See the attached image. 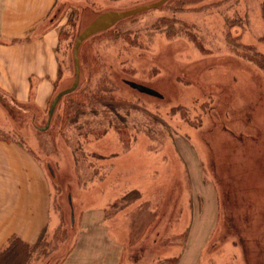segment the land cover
<instances>
[{"label": "rangeland", "instance_id": "1", "mask_svg": "<svg viewBox=\"0 0 264 264\" xmlns=\"http://www.w3.org/2000/svg\"><path fill=\"white\" fill-rule=\"evenodd\" d=\"M157 1L60 0L43 80L24 102L0 88V217L61 232L32 264H264V0H169L87 39L41 130L78 35Z\"/></svg>", "mask_w": 264, "mask_h": 264}, {"label": "crops", "instance_id": "2", "mask_svg": "<svg viewBox=\"0 0 264 264\" xmlns=\"http://www.w3.org/2000/svg\"><path fill=\"white\" fill-rule=\"evenodd\" d=\"M59 1L60 0H0V45L7 44L11 46V53H9L6 58L1 57L4 53L0 52V88H9L10 93L13 92L18 101L24 102L29 99L30 83L31 86L36 87L38 80H43L45 71L44 39H52L54 32V28L44 29V26ZM21 34H24V36L14 37L20 36ZM50 43L51 41H49V44ZM7 53L8 52H6V54ZM31 61L39 64L35 71L29 74L28 68ZM32 78L35 80V83L33 81L31 82ZM2 218L4 220H2L0 226L4 225L6 220L7 223L9 221L7 216ZM30 218H32L31 215L21 214L20 217L17 218V220L21 222L17 227H14L11 221L8 223L7 227H2L0 232L3 231L6 233V230L8 232L3 236L0 234V248L6 244L11 235L18 234L16 232L25 229L23 226L39 231L40 227H34L38 219L33 217L34 219L30 220ZM41 227L43 230L45 223L42 224ZM11 229H13L14 232L9 233ZM20 236L28 242H34L39 235L32 239L22 234ZM95 253L98 255L99 251ZM72 254H74V251L69 253L66 258L67 260L63 261L62 264L76 263L75 256H72ZM78 264L83 263L79 262ZM97 264L99 263L97 262Z\"/></svg>", "mask_w": 264, "mask_h": 264}, {"label": "water", "instance_id": "3", "mask_svg": "<svg viewBox=\"0 0 264 264\" xmlns=\"http://www.w3.org/2000/svg\"><path fill=\"white\" fill-rule=\"evenodd\" d=\"M167 1L169 0H159L157 2H153L147 5L139 6L130 10H125V11H106L101 14H99L77 37L75 44H74V49H73V56H74V67H75V80L73 84L62 91H60L53 99L49 111H48V121L45 127L41 128L42 131H46L50 124L52 117L55 112V108L58 105L59 101L66 95H69L73 93L79 85V80H80V58H79V51L82 46V44L89 38L110 30L114 26H116L118 23L121 21L130 18L132 16H135L137 14H141L143 12L156 9L162 5H164ZM126 84H128L130 87L133 89L153 96L157 98H163V95L160 94L158 91L147 87L145 85L126 80ZM74 217H72L73 220Z\"/></svg>", "mask_w": 264, "mask_h": 264}, {"label": "trees", "instance_id": "4", "mask_svg": "<svg viewBox=\"0 0 264 264\" xmlns=\"http://www.w3.org/2000/svg\"><path fill=\"white\" fill-rule=\"evenodd\" d=\"M0 97L2 98L3 95ZM59 228L52 236L53 241L47 240V233L44 232L34 242H28L18 234L11 235L6 244L0 248V264H32L36 255H51L58 248V234L61 233ZM66 257L67 255L57 260L55 264H62Z\"/></svg>", "mask_w": 264, "mask_h": 264}]
</instances>
